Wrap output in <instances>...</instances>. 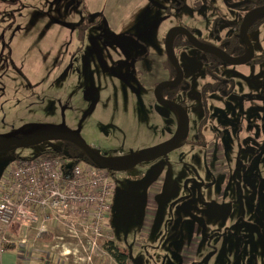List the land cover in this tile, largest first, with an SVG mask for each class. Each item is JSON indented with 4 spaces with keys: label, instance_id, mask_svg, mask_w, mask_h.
Returning a JSON list of instances; mask_svg holds the SVG:
<instances>
[{
    "label": "rangeland",
    "instance_id": "1",
    "mask_svg": "<svg viewBox=\"0 0 264 264\" xmlns=\"http://www.w3.org/2000/svg\"><path fill=\"white\" fill-rule=\"evenodd\" d=\"M243 1L0 0V138L78 132L113 164H128L179 129L178 115L155 97L171 78L167 33L186 27L220 48L249 11L236 8ZM249 37L252 61L215 70L235 89L208 99V58L174 48L189 86L175 101L189 114L190 134L115 173L102 237L46 223L50 242L29 235L36 258L117 264L105 245L115 239L132 264H264V23ZM43 147L0 150V166L8 160L0 183L15 157Z\"/></svg>",
    "mask_w": 264,
    "mask_h": 264
},
{
    "label": "built area",
    "instance_id": "2",
    "mask_svg": "<svg viewBox=\"0 0 264 264\" xmlns=\"http://www.w3.org/2000/svg\"><path fill=\"white\" fill-rule=\"evenodd\" d=\"M115 189L113 174L90 163L42 155L13 160L0 183V260L11 244L21 259L40 260L29 235L47 232L46 223L102 237Z\"/></svg>",
    "mask_w": 264,
    "mask_h": 264
},
{
    "label": "water",
    "instance_id": "3",
    "mask_svg": "<svg viewBox=\"0 0 264 264\" xmlns=\"http://www.w3.org/2000/svg\"><path fill=\"white\" fill-rule=\"evenodd\" d=\"M243 3H239L236 5V8L242 5ZM264 14V6H260L248 11V13L244 16L241 25H240V38L247 45L249 54L243 58H237L230 56L224 50L213 48L207 46L202 43L198 38H196L189 29L186 27H174L172 28L166 35L165 39V50L168 58L174 65L177 76L173 80H168L160 83L155 89V97L158 103L171 107L175 111L179 113L181 117V124L179 126L176 134L168 141L154 146L144 153L136 156L133 160H131L126 165H115L110 162L108 159L100 155L97 151L92 149L79 135L78 132L73 131H63V132H53V133H45L39 134L31 137H23L16 136L11 138H0V150H7L13 147L16 148H29L41 146L48 142H69L73 144L79 145L83 148L87 154L92 158V160L96 163L97 167L101 169L108 170L110 172L118 173L128 171L133 169L139 164L148 162L153 160L154 158L163 155L162 151L170 150L176 144L180 143L182 140L188 137L190 134V117L185 107L182 104L177 103L175 100H170L161 94V90L168 87H175L181 84L185 78L184 70L182 69L180 62L176 56L174 45H173V37L176 33H182L185 35L188 40L192 43V45L199 51L204 52L206 54L213 55L223 61L226 64L239 66L250 62L254 58V47L248 35V25L249 23L257 16ZM8 160H6L0 167L6 164Z\"/></svg>",
    "mask_w": 264,
    "mask_h": 264
},
{
    "label": "trees",
    "instance_id": "4",
    "mask_svg": "<svg viewBox=\"0 0 264 264\" xmlns=\"http://www.w3.org/2000/svg\"><path fill=\"white\" fill-rule=\"evenodd\" d=\"M243 4L240 5L237 8H248L249 10L260 7V6H264V0H244L242 2ZM264 23V14H261L257 17H255L249 24V29H248V33H252L256 30H258L261 25ZM239 27V25H238ZM183 34L182 33H176L173 37V45L174 48H176L177 46L179 47H183V46H192V44L186 39L185 42L180 41V37H182ZM222 42L224 43V48L225 50L229 53H242L243 50H245V48L241 47V44H243L242 39L239 36V31H237L236 35H233L232 37L227 38L226 40H222ZM209 57L211 55H208ZM213 59L217 60L216 57L211 56ZM168 58V57H167ZM219 64L222 65V63L225 65L226 63H224L223 61L219 60ZM167 64L170 65L172 72H171V78L170 80L176 78L177 76V71L174 67V65L172 64V62L170 61V59H167ZM217 67V66H216ZM216 67H212L209 69V71H213ZM220 67V66H219ZM215 73V72H214ZM231 82L225 81L223 82L222 80L217 79V82L215 84H211L205 87V95L204 98L208 99V95L210 93H223L225 92V96L230 95L234 90V84L231 83L230 86L228 87V84ZM163 92H165V94H167V96L174 100L176 99V97L178 96V94L181 91H188L189 90V86L188 84L185 85V82H182L181 84H179L178 86L175 87H168V88H164L162 89ZM61 146L60 148L57 147H51L52 142H48L45 143L41 146H44L40 153L38 155H42V156H48V157H58V158H65L67 161H69L71 164H80L82 162H86V163H90L91 165L97 167L96 163L92 160V158L87 154V152L81 148L79 145L77 144H73V143H69V142H60ZM12 149H17L16 147L7 149L5 151H9ZM37 156V155H36ZM17 158H21V157H15V159ZM24 158H29V157H24ZM113 174V178L115 180V173L111 172ZM116 182V180H115ZM53 239L52 234L48 233V232H43L41 233L40 236V240L41 241H46V242H50ZM105 245H106V249L113 253L114 258L116 259V261L118 262V264H132V260L130 258V255L128 253V250H126L125 247L118 245L114 240H106L105 241ZM15 248L13 246V244L8 245L7 246V250L8 249H12Z\"/></svg>",
    "mask_w": 264,
    "mask_h": 264
},
{
    "label": "flooded vegetation",
    "instance_id": "5",
    "mask_svg": "<svg viewBox=\"0 0 264 264\" xmlns=\"http://www.w3.org/2000/svg\"><path fill=\"white\" fill-rule=\"evenodd\" d=\"M241 22H242V20L237 24V26L239 25V27H238V31H239V36H240V25H241ZM250 24V23H249ZM188 29V28H187ZM248 29H249V25H248ZM248 35H250V33H248ZM185 36V35H184ZM186 37V36H185ZM230 37H232V36H230ZM187 38V37H186ZM250 38V37H249ZM188 39V38H187ZM200 40V39H199ZM250 40H251V38H250ZM189 41V40H188ZM201 41V40H200ZM190 42V41H189ZM202 42V41H201ZM252 42V41H251ZM191 43V42H190ZM202 43H204V42H202ZM244 43V42H243ZM192 44V43H191ZM205 44V43H204ZM245 46H246V48H245V50H243L242 51V53H240V54H238V53H232V54H229L226 50H225V48H224V45H222L220 48H218V49H222V50H224L227 54H229L230 56H233V57H237V58H243V57H245V56H247L248 54H249V51H248V47H247V45L245 44ZM184 48H189V47H194L193 45L192 46H183ZM195 48V47H194ZM216 48V47H215ZM245 51H246V53H245ZM198 52H200V53H202V54H204V56H206V58H208V60H202L204 63H206L207 64V66H206V74H207V77H208V81L207 82H205L204 84H203V86H202V88H203V90H202V92H203V94L205 95V87L206 86H208V85H211V84H215L216 82H217V79H219V80H222L223 82H225V81H228V82H231V83H233L234 84V89H235V81L232 79V78H228V79H224V78H221L220 76H217L216 75V73H214L215 72V70H216V68H218L219 66H223L224 64L222 63V65H220L219 64V61H218V58H217V60H215V59H213L211 56H213V55H211L210 57L208 56V55H210V54H206V53H204V52H201V51H199L198 50ZM202 56V55H201ZM215 57V56H214ZM254 58H255V52H254ZM253 58V59H254ZM204 59V58H203ZM252 59V60H253ZM220 60V59H219ZM251 60V61H252ZM206 61V62H205ZM225 65H229V64H225ZM216 67L213 71H209V69L210 68H212V67ZM185 73V72H184ZM175 79V78H174ZM209 79H210V81H209ZM173 80V79H172ZM183 82H185V85H187L188 83L186 82V80H185V78H184V80H183ZM231 83H229L228 84V87L230 86V84ZM233 91V90H232ZM162 92H163V90H161V94H162ZM226 92V91H225ZM225 92H223V94L225 95L226 93ZM211 94H214V93H211ZM163 95V94H162ZM163 97H165V98H167V99H170L168 96H167V94H164L163 95ZM177 98V97H176ZM170 100H172V99H170ZM175 100V99H174ZM180 104H182V103H180ZM183 105V104H182ZM184 106V105H183ZM185 107V106H184ZM173 109V108H172ZM173 111L174 112H176L178 115H179V113L177 112V111H175L174 109H173ZM181 124V123H180ZM186 139V138H185ZM184 139V140H185ZM184 140H182L181 142H183Z\"/></svg>",
    "mask_w": 264,
    "mask_h": 264
},
{
    "label": "crops",
    "instance_id": "6",
    "mask_svg": "<svg viewBox=\"0 0 264 264\" xmlns=\"http://www.w3.org/2000/svg\"><path fill=\"white\" fill-rule=\"evenodd\" d=\"M176 113V112H175ZM176 115H178L176 113ZM178 127L180 126V116L178 115ZM49 231V228H47V232ZM50 233V232H48ZM114 241L118 244L119 242H117L115 239ZM40 242H42L40 240ZM122 246V245H120ZM114 261L118 264V262L116 261V259H114ZM0 264H65L63 262L62 259L58 258V259H55L51 256H42L40 258V260H33V261H25L24 259H21L18 255V253L16 252V249L15 248H12V249H8L5 253V255L1 258L0 260Z\"/></svg>",
    "mask_w": 264,
    "mask_h": 264
},
{
    "label": "bare ground",
    "instance_id": "7",
    "mask_svg": "<svg viewBox=\"0 0 264 264\" xmlns=\"http://www.w3.org/2000/svg\"><path fill=\"white\" fill-rule=\"evenodd\" d=\"M163 152H165V151H162V153H161V154H163Z\"/></svg>",
    "mask_w": 264,
    "mask_h": 264
}]
</instances>
